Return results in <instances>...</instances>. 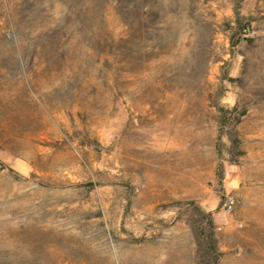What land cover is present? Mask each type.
<instances>
[{
  "label": "rangeland",
  "instance_id": "374dc122",
  "mask_svg": "<svg viewBox=\"0 0 264 264\" xmlns=\"http://www.w3.org/2000/svg\"><path fill=\"white\" fill-rule=\"evenodd\" d=\"M210 235L264 264V0H0V264Z\"/></svg>",
  "mask_w": 264,
  "mask_h": 264
},
{
  "label": "trees",
  "instance_id": "16d2710c",
  "mask_svg": "<svg viewBox=\"0 0 264 264\" xmlns=\"http://www.w3.org/2000/svg\"><path fill=\"white\" fill-rule=\"evenodd\" d=\"M208 239L206 242L203 238L197 243V264H217L220 259L221 252L217 248L213 235H210Z\"/></svg>",
  "mask_w": 264,
  "mask_h": 264
},
{
  "label": "built area",
  "instance_id": "2783aa9c",
  "mask_svg": "<svg viewBox=\"0 0 264 264\" xmlns=\"http://www.w3.org/2000/svg\"><path fill=\"white\" fill-rule=\"evenodd\" d=\"M224 209L227 210V211H230L233 209L234 207V201L232 199H227L224 204Z\"/></svg>",
  "mask_w": 264,
  "mask_h": 264
}]
</instances>
